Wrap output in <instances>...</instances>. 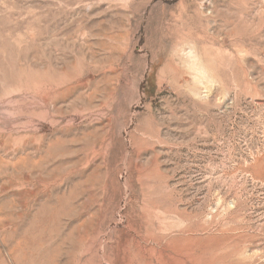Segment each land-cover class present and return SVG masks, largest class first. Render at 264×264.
<instances>
[{
	"label": "rangeland",
	"instance_id": "374dc122",
	"mask_svg": "<svg viewBox=\"0 0 264 264\" xmlns=\"http://www.w3.org/2000/svg\"><path fill=\"white\" fill-rule=\"evenodd\" d=\"M0 264H264V0H0Z\"/></svg>",
	"mask_w": 264,
	"mask_h": 264
}]
</instances>
